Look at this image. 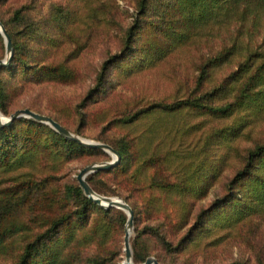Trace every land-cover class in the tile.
<instances>
[{
  "label": "trees",
  "instance_id": "trees-1",
  "mask_svg": "<svg viewBox=\"0 0 264 264\" xmlns=\"http://www.w3.org/2000/svg\"><path fill=\"white\" fill-rule=\"evenodd\" d=\"M26 7L23 4L14 8L9 18L0 16L15 47L10 64L0 68V110L6 114L15 111L11 112L9 107L10 90L7 83H11V79H74V70L66 60L38 63L26 56L23 49L26 30L34 31L36 26L41 43L48 40L46 35L56 38L53 29L59 15L34 21L29 19ZM136 8L134 18L126 28L122 48L103 60L95 84L76 104L78 133H82L81 126L86 122V106L106 93V84L113 68L130 73L148 68L186 43L192 34L202 32L212 24L217 26L214 35L221 45L200 65L196 89L204 88L206 91L173 101L148 102L134 111L127 109L109 119L108 123L114 124H129L140 119L149 125L137 137L124 134L111 142L121 153L119 163L92 172L86 178L95 190L105 194L109 192L100 187L98 175L106 173L126 184L131 182V189H127L135 193L149 187L179 194H202L220 172L218 169L206 175L200 169L211 148H217L222 142L228 143L238 136L244 130V120L248 114L243 113L232 124L227 123L207 133L205 145L198 149V156L203 159L197 166L191 160L197 148L190 147V143L183 140L182 144L186 145L185 149L181 148L184 173L176 181L162 177L160 172L150 174L152 168L163 162L164 155L155 153L154 149L150 152L146 149L153 144L161 146L173 138L176 123L171 119V113L186 110L222 119L248 104L254 103L257 107L264 105V52L259 51L264 44V0H138ZM15 27L19 28L18 31ZM207 32L206 36L212 35L209 29ZM25 48L32 56L33 49L29 43ZM233 56L239 58L237 68L207 88L213 69L230 61ZM236 89L233 98H228ZM216 98L225 100L215 102ZM26 107L41 112L33 105ZM156 111L163 112L164 119L154 122L153 114ZM52 117L70 129L61 118ZM138 143H143L144 152ZM101 149L67 137L49 123L33 117L21 116L11 124H0V173L19 171L8 178L12 181L10 184L0 187V253L8 251L15 236L26 238L23 250L12 264H80L76 256L84 238V229L91 240L98 241V250L87 257L86 264H116L117 252L122 253L124 247L125 222L128 218L126 211L99 205L85 193L78 178L75 182H57L65 161ZM229 153H223L225 159H229ZM220 158L216 159L218 164H221ZM241 163L228 179L226 192L215 197L209 205L201 207L193 222L175 242L159 230L160 224L158 228L152 222L142 223L144 208L124 195L120 187H114L113 192L123 196L134 209L135 235L131 237L134 260L144 262L154 253L149 241L153 237L161 242L164 249L178 251L198 240L203 231L211 229V221L219 223L224 218L223 224H228L263 213L264 141L250 147L243 154ZM24 168L29 169L21 170ZM120 175L123 177L119 180ZM192 214L189 215L188 211L186 216L190 218ZM116 234L121 237V242L112 240ZM156 257L167 263L161 256L156 254ZM227 264H264V261L249 263L237 259Z\"/></svg>",
  "mask_w": 264,
  "mask_h": 264
},
{
  "label": "rangeland",
  "instance_id": "rangeland-1",
  "mask_svg": "<svg viewBox=\"0 0 264 264\" xmlns=\"http://www.w3.org/2000/svg\"><path fill=\"white\" fill-rule=\"evenodd\" d=\"M137 3L138 0H0V16L3 18H9L14 8L23 4L27 5L26 11L30 20L38 21L44 17L51 19L59 14L57 20L54 19L59 23L56 22L53 29L57 35L56 38L46 35L48 40H43L41 43L40 33L36 32L37 27L35 26L34 31L28 28L23 49L26 56L31 58L30 61L39 63L40 61L66 60L74 70V79L66 81L11 79V83H7L10 90V111L33 105L42 113L61 118L73 132L92 140L111 144L124 134L128 137H137L149 125L140 119L129 124L108 123L109 119H113L125 110L134 111L148 102L173 101L206 91L207 89L204 88L196 89L197 78L201 63L215 53L221 45L214 35L217 32V26L214 24L208 25L202 32L192 34L186 43L176 47L148 68L131 73L120 68H113L110 80L106 84V93L99 96L97 100L89 102L85 108L87 118L81 126L82 133L76 132L79 123L76 104L95 84L103 60L110 53L122 48L126 28L134 18ZM41 23L44 25L43 21ZM37 26L40 27V24L37 23ZM19 27L23 28V25L19 24ZM18 29L15 27V30L18 31ZM207 29L212 35L206 36ZM26 43H29L33 49L32 56L25 48ZM259 51L264 52V44ZM5 55L6 43L2 34L0 35V58H4ZM238 62L239 58L233 56L230 61L215 67L208 80L207 88L219 82L229 71L237 68ZM236 91L237 89L228 98L232 99ZM223 100L225 98H216L215 102ZM243 113L248 114L244 120V130L232 141L222 142L217 148L213 146L202 164L203 167L199 166L206 175L220 170L206 192L199 195L179 194L146 187L143 192L135 193L127 189V187L131 189V182L126 184L107 173L98 176L101 179L100 187L107 190L109 194L96 191L125 199L113 192L114 187H120L124 195H128L130 200L144 208L142 223L152 222L158 225V228L160 224L159 230L161 229L175 242L193 222L195 214L201 207L209 205L215 197L226 192V183L242 164L243 154L258 141H264V105L257 107L251 103L222 119L186 110L171 113L169 115L176 123L173 138L162 143L161 146L153 144L147 147L148 152L154 149L155 153L164 155L163 162L152 168L150 174L160 172L162 177L176 181L184 173L182 163L184 153L181 148L185 149L186 145L185 143L183 145L182 141L185 140L186 143H190V147L197 148L191 157L193 165L197 166L203 159L198 156V149L205 145L207 133L227 123L232 124L234 119ZM164 115L163 112H154V122L164 119ZM142 145L143 143H138L140 150L144 152ZM224 152H230L229 159H225ZM218 157H221L219 161L221 164L216 161ZM112 158V153L103 148L98 152L76 156L63 163V170L57 182H75L84 166ZM27 169L29 168L21 170L27 171ZM18 172L0 173V187L10 184L12 181L8 178ZM122 177L120 175L119 180ZM149 204L150 208H148ZM188 211L189 215L193 213L190 218L186 216ZM223 221L224 218L219 223L211 221V229L203 231L198 240L190 242L178 251L164 249L161 242L153 237L149 241L150 249L154 253L149 256L156 257L157 254L168 264H227L237 259L247 260L249 263L264 261V212L245 221L228 222V224H223ZM134 235L135 217L131 237ZM25 240L26 238L22 235L15 236L8 246V251L0 253V264L14 263L23 250ZM112 240L121 242V237L116 234ZM97 247L98 241L91 240L84 229V238L79 246L76 261L86 264L87 257L96 252ZM124 247L122 253L117 252L116 264H121L125 260Z\"/></svg>",
  "mask_w": 264,
  "mask_h": 264
},
{
  "label": "water",
  "instance_id": "water-1",
  "mask_svg": "<svg viewBox=\"0 0 264 264\" xmlns=\"http://www.w3.org/2000/svg\"><path fill=\"white\" fill-rule=\"evenodd\" d=\"M0 31L3 34L5 43H6V55L4 58H0V68H1L2 66H6L10 64L13 58V55H14V45H13V41H12V38L9 32L6 29V26L2 22L1 19H0ZM21 116L33 117L40 121L49 123L55 129H57L58 131H60L62 134H64L67 137L73 138L88 146L103 148L106 151L112 153L113 158L111 160L93 162V163H90L84 166L77 175L80 185L82 186L85 193L90 198H92L95 202L102 205L103 207L110 208L112 206H116V207H120L124 209L127 212L128 218L126 222L125 241H124L125 260L121 264H168V263L161 262L155 256H148L144 262H140V263H136L133 260V249H132V245L130 241L132 230L134 228V209L133 207L125 199H123L120 196L105 195V194H101L97 192L86 178L87 175L91 172L99 171L102 169H107V168L113 167L116 164H118L121 159L120 151L107 142L96 141V140H92L84 136H81L73 132L72 130L68 129L67 127H65L58 120L53 118L51 115L38 112L29 107L18 108L14 112H12L10 115H5L0 110V124L1 125L11 124L14 119L21 117Z\"/></svg>",
  "mask_w": 264,
  "mask_h": 264
}]
</instances>
